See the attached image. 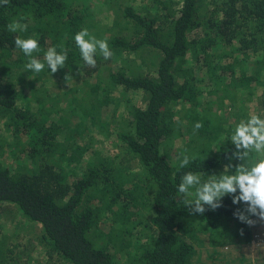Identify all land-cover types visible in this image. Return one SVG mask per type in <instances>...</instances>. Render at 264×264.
Listing matches in <instances>:
<instances>
[{
    "label": "trees",
    "instance_id": "16d2710c",
    "mask_svg": "<svg viewBox=\"0 0 264 264\" xmlns=\"http://www.w3.org/2000/svg\"><path fill=\"white\" fill-rule=\"evenodd\" d=\"M132 1L0 3V264H206L199 247L243 262L217 249L251 242L239 206L225 197L193 215L177 185L187 171H222L213 146L264 114V0ZM14 21L27 31L10 32ZM81 28L113 56L84 65ZM34 35L38 58L63 46L69 69L24 73L14 39ZM182 154L194 158L184 169ZM9 214L16 238L27 227L38 240L8 237ZM34 242L44 261L29 254Z\"/></svg>",
    "mask_w": 264,
    "mask_h": 264
},
{
    "label": "clouds",
    "instance_id": "9594fccd",
    "mask_svg": "<svg viewBox=\"0 0 264 264\" xmlns=\"http://www.w3.org/2000/svg\"><path fill=\"white\" fill-rule=\"evenodd\" d=\"M6 3V0H0ZM27 24L12 22L8 25L10 32H26ZM75 46L79 49L84 65L94 68L97 55L105 60L113 56L106 39H98L87 28L75 33ZM15 48L27 59L24 73L38 76L46 69L50 75L61 69H69L68 49L60 46L49 47L43 59L38 58L41 51L37 36L27 38L17 36ZM79 75V69H76ZM72 72V70H71ZM71 72L65 73V79L72 77ZM201 124L195 123L194 128L200 129ZM211 151L220 154L226 163L222 171L205 175L196 171H187L177 185L182 195V203L193 215L215 211L224 206V198L230 197L231 203L239 207L233 211V217L246 226H253L257 221H264V114L253 113L242 118L230 130V134L222 136ZM209 152L207 153V156ZM194 158L188 154L178 157V167L187 168ZM235 162V163H234Z\"/></svg>",
    "mask_w": 264,
    "mask_h": 264
},
{
    "label": "rangeland",
    "instance_id": "374dc122",
    "mask_svg": "<svg viewBox=\"0 0 264 264\" xmlns=\"http://www.w3.org/2000/svg\"><path fill=\"white\" fill-rule=\"evenodd\" d=\"M130 1L133 2L132 0ZM128 98L131 99L132 101L133 100L135 102L137 101L135 95H132L131 92H129ZM248 106L251 107V104L248 103ZM121 108L122 106L118 108V111L120 113H121ZM250 113H253V112H250ZM250 113H248L247 116H249ZM4 133H7V131H5L3 128V125L0 124V136L2 137ZM11 214H14V212ZM8 216L9 218L6 220L4 219L3 221L4 225L6 221L9 222L10 220L11 215L9 214ZM250 227L252 228L253 234H252L251 242L249 244L241 246V248H239L238 247L239 245L235 243H231V244L223 245L221 247H217V249L221 251L223 254H225V256L228 255L227 257L228 259H231V258L235 259L240 254H242L243 262L241 264H264V221H257L255 225L250 226ZM13 230H15L13 229V226L5 225L4 227V232H6L9 235L8 237H11L13 235ZM21 231H22V234H21L22 236L20 235V237L17 236L16 238V235L15 234L13 235L14 242L17 239L19 240V242H22V246H23L24 243L27 242L30 237H33L36 240H38L39 234L37 233V230L35 231L33 229H29L26 227V228L21 229ZM31 246H33L32 248L33 252L29 254H33L39 260L44 261L46 257H45L44 251H42L43 246L36 245V242H34ZM222 257H224V255H216V254H213L210 257L206 250L199 247L198 254L196 255L195 258H197L199 262L203 261L206 264H220ZM122 259L124 260V261H121L122 264H127L128 260L126 259V257ZM31 262L30 264H39V263H34L33 261ZM235 263L240 264V262L237 260L235 261ZM51 264H64V263L60 259H54Z\"/></svg>",
    "mask_w": 264,
    "mask_h": 264
}]
</instances>
